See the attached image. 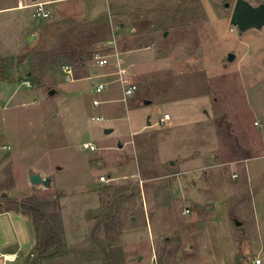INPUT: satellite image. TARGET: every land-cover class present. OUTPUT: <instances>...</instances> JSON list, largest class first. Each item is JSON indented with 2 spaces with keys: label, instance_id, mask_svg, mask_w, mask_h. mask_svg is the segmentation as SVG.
<instances>
[{
  "label": "rangeland",
  "instance_id": "1",
  "mask_svg": "<svg viewBox=\"0 0 264 264\" xmlns=\"http://www.w3.org/2000/svg\"><path fill=\"white\" fill-rule=\"evenodd\" d=\"M238 1L87 0L43 6L45 18L30 0L21 44L0 22V145L4 121L10 135L0 191L14 187L16 168L18 198L63 196L66 246L35 264H107L111 246L127 264H264V27L240 34ZM142 49L154 61L143 70L140 58H114ZM121 67L137 87L126 101ZM92 73L102 79L82 80ZM163 114L171 120L158 124ZM36 170L63 190L52 181L32 192ZM107 193L120 229L94 218ZM27 227L0 218V248L21 245L15 264H25Z\"/></svg>",
  "mask_w": 264,
  "mask_h": 264
},
{
  "label": "trees",
  "instance_id": "2",
  "mask_svg": "<svg viewBox=\"0 0 264 264\" xmlns=\"http://www.w3.org/2000/svg\"><path fill=\"white\" fill-rule=\"evenodd\" d=\"M8 61L11 63L12 60ZM9 67L11 68L12 66L10 65ZM123 189V187L120 188V191ZM5 192V189L0 191V202L3 203L0 208V214L17 212L31 219L37 235L36 250L40 258L48 257L53 249L61 252L66 246L65 228L62 218L63 206L61 204L63 196L58 194L52 200L47 201H43L37 196L16 200L8 195L3 196L2 193ZM119 192L115 193V195ZM112 198L111 193H107L105 196L101 195L102 205L94 218H105L108 221L107 228H109L110 224H113L120 229L122 222L118 215L121 208L119 203ZM103 252L106 253L107 264H127L122 248H113L111 246L109 251L104 250Z\"/></svg>",
  "mask_w": 264,
  "mask_h": 264
},
{
  "label": "crops",
  "instance_id": "3",
  "mask_svg": "<svg viewBox=\"0 0 264 264\" xmlns=\"http://www.w3.org/2000/svg\"><path fill=\"white\" fill-rule=\"evenodd\" d=\"M29 1L30 0H3V1H1L3 3L0 4V22H2L3 25H4V27H2V28L5 31L8 32L7 33V38L9 39L10 37H12V38L14 37L13 38L14 39V43H17V44H21L23 39L26 37V32H25L27 30V18H26L27 12H26V9H27V5H28ZM86 1L85 0H36L35 2L43 4L44 9H45V7H47L48 5H52V4L54 5V4L60 3V5H65L66 6V5H71V4L78 3V2L79 3H84ZM44 11H47V10L45 9ZM46 13H48V12H46ZM9 43H10V40H9ZM114 43L116 45V42H114ZM127 55H131V56H127ZM151 56H152V53L149 52V50H143L142 49V50L129 51L127 53H124V52L123 53L122 52L119 53L118 52L114 56V58H115L116 61H119V62H124V60H128L129 61L130 59H134V58H136V59L140 58L141 61L137 62L136 66L140 67V70H143V69L147 68V67H145L147 62L153 61ZM85 79H87V80H97V79H102V78H101L100 75L92 73L88 77L83 78L82 80H85ZM100 84H105V83H100ZM105 86L107 88L106 84H105ZM106 88H105V90H106ZM122 92H123V95H124V90ZM14 94L15 93H11V95L7 99L6 103H9L10 100H12V98L15 96ZM123 99L125 101V96H124ZM3 109H5V106H3ZM148 125H150V123H148ZM111 128H112V126L110 128H108V129H106V131L107 130H111L110 133H106V134H111L114 131V129H111ZM2 135H3V144L0 145V151L1 150L2 151H8V150L3 149L4 146H8L9 139H10L9 138L10 135L8 134V130H7L6 126H5V121H4V125H3V133H2ZM120 146H122V147H119V148H123V145L121 143H120ZM3 163L0 162V169H3V167L5 166V164H3ZM57 169L60 170L61 167H58ZM36 172H39L40 174H43V173L46 174V170H38V171L36 170ZM30 173H31V171H28V185L27 186L29 188H31V189L33 188L34 190H32V192L33 191L35 192L36 190H39L40 188H38V186H36V185L34 186L30 182V179H29V174ZM51 174H53V172H51L49 175L51 176ZM0 177H1V175H0ZM52 181H53V185L58 188L57 182L55 183V181H54V177H53ZM58 189L63 190L61 188H58ZM17 191H18V180H17V175H16V168H14V187H12L9 190H6L5 193L9 197H11L12 199H16V200L26 199V198H23V199L22 198L21 199L18 198L16 196ZM27 198H30V197H27ZM4 217H8L10 219V224L12 223V225H13V222L17 223L18 220H21V221L25 222L26 225H28L29 228L28 227L27 228L29 229V232L31 234V241H30L29 247H27V249H25L26 254H27L34 246H36V243H37V235H36V232H35V229H34V226H33V223L31 221V219H29L28 217H25L22 214L17 213V212H4V213H1L0 214V218H4ZM6 244H5V241H4L3 249L0 248V251H2L3 253L17 254L19 256V253L22 252L20 244H18V246H16V245L13 246L12 245L13 247H11V246L9 247V245L6 247ZM8 247L10 248L9 250H8ZM35 254H38L37 250H36ZM54 259H56V257L50 255L49 257H46V258H39V260L37 262H44V261L52 262V260H54Z\"/></svg>",
  "mask_w": 264,
  "mask_h": 264
},
{
  "label": "water",
  "instance_id": "4",
  "mask_svg": "<svg viewBox=\"0 0 264 264\" xmlns=\"http://www.w3.org/2000/svg\"><path fill=\"white\" fill-rule=\"evenodd\" d=\"M36 1V0H33ZM232 24L238 28L240 34H243L252 29L261 30L264 27V5L254 7L245 0H239L235 6L234 13L232 16ZM167 33L165 34V36ZM235 58L234 54H230L228 59L233 60ZM56 91H50V95H55ZM150 101H145V105H149ZM150 123V122H149ZM111 130H107L106 133H110ZM122 147V146H120ZM171 165H174V162H171ZM30 182L33 185H43L49 188L52 184V179L49 177H43L40 173L29 174ZM7 195L6 193L3 196ZM3 206V203L0 202V208ZM56 250L53 249L50 251L52 255ZM36 246H34L25 256V264H35L40 256L35 254Z\"/></svg>",
  "mask_w": 264,
  "mask_h": 264
},
{
  "label": "built area",
  "instance_id": "5",
  "mask_svg": "<svg viewBox=\"0 0 264 264\" xmlns=\"http://www.w3.org/2000/svg\"><path fill=\"white\" fill-rule=\"evenodd\" d=\"M34 6L38 10L40 15L44 16L45 18L48 17V15L43 12V8H42L43 5L41 3L35 4ZM94 60L101 67H105V66H108L110 64V60L108 59V56L103 55L101 53H96L94 56ZM118 65H121L119 61H118ZM63 72L65 74V80H67L69 82L75 80L73 70L70 66H64ZM117 73L120 77L119 81H120V83L124 89V96H125V101H126L127 97L134 94V92L137 90V87L135 84H133L131 82L129 77L126 76L127 75L126 69L121 67V68H119V71ZM105 88H106L105 84H99L95 87L94 91L96 93H102L105 90ZM93 104H94V106H99L100 102L98 100H94ZM99 120L103 121V117L99 118ZM170 120H171L170 114H163L161 116L158 124H167ZM255 125L261 126V124L259 122H256ZM83 148L85 150H89L91 152H94L97 150V147L92 143L83 144ZM3 149L9 150L10 147L4 146ZM100 181H102V182L107 181L108 182L109 179L106 176H101ZM188 212H189V210L185 211V213H188ZM17 258H18L17 254L3 253L2 251H0V264H15L18 262ZM253 264H262V260L257 259L253 262Z\"/></svg>",
  "mask_w": 264,
  "mask_h": 264
}]
</instances>
